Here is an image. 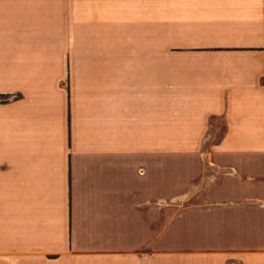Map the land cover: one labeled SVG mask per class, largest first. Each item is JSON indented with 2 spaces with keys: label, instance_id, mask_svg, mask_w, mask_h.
Wrapping results in <instances>:
<instances>
[{
  "label": "crops",
  "instance_id": "0c3cea01",
  "mask_svg": "<svg viewBox=\"0 0 264 264\" xmlns=\"http://www.w3.org/2000/svg\"><path fill=\"white\" fill-rule=\"evenodd\" d=\"M0 264H264V0H0Z\"/></svg>",
  "mask_w": 264,
  "mask_h": 264
},
{
  "label": "rangeland",
  "instance_id": "374dc122",
  "mask_svg": "<svg viewBox=\"0 0 264 264\" xmlns=\"http://www.w3.org/2000/svg\"><path fill=\"white\" fill-rule=\"evenodd\" d=\"M157 22H158V18H154V17L151 18V24L152 25L153 24H157ZM168 35H170V34H168ZM155 36H156V39H157V33H152V39L155 38Z\"/></svg>",
  "mask_w": 264,
  "mask_h": 264
}]
</instances>
